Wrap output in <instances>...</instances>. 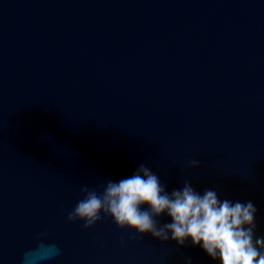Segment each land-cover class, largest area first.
Masks as SVG:
<instances>
[{
  "label": "water",
  "instance_id": "water-1",
  "mask_svg": "<svg viewBox=\"0 0 264 264\" xmlns=\"http://www.w3.org/2000/svg\"><path fill=\"white\" fill-rule=\"evenodd\" d=\"M140 164L251 201L264 236V0H0V264L41 244L60 254L36 264H217L67 222Z\"/></svg>",
  "mask_w": 264,
  "mask_h": 264
},
{
  "label": "clouds",
  "instance_id": "clouds-1",
  "mask_svg": "<svg viewBox=\"0 0 264 264\" xmlns=\"http://www.w3.org/2000/svg\"><path fill=\"white\" fill-rule=\"evenodd\" d=\"M199 166L193 158L183 169ZM101 189L83 185L82 198L68 214L67 222H80L88 230L107 217L118 229L131 230L141 238L147 234L161 243L174 241L178 247L190 240L217 264H264V236L255 234L257 209L251 201L222 199L214 187L197 191L190 179L168 192L146 164H140L126 178L106 180ZM161 216L170 222L161 224ZM59 254L56 245L41 244L25 254L24 262L36 264Z\"/></svg>",
  "mask_w": 264,
  "mask_h": 264
}]
</instances>
